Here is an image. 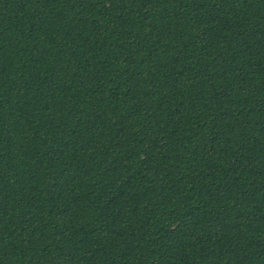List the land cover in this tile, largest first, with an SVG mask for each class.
Listing matches in <instances>:
<instances>
[{
    "label": "trees",
    "instance_id": "obj_1",
    "mask_svg": "<svg viewBox=\"0 0 264 264\" xmlns=\"http://www.w3.org/2000/svg\"><path fill=\"white\" fill-rule=\"evenodd\" d=\"M0 264H264V0H0Z\"/></svg>",
    "mask_w": 264,
    "mask_h": 264
}]
</instances>
